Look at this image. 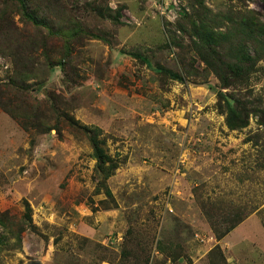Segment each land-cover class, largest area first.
Listing matches in <instances>:
<instances>
[{
  "label": "rangeland",
  "instance_id": "rangeland-1",
  "mask_svg": "<svg viewBox=\"0 0 264 264\" xmlns=\"http://www.w3.org/2000/svg\"><path fill=\"white\" fill-rule=\"evenodd\" d=\"M28 4L0 0V264H264V0Z\"/></svg>",
  "mask_w": 264,
  "mask_h": 264
},
{
  "label": "trees",
  "instance_id": "trees-1",
  "mask_svg": "<svg viewBox=\"0 0 264 264\" xmlns=\"http://www.w3.org/2000/svg\"><path fill=\"white\" fill-rule=\"evenodd\" d=\"M17 3H18V6L20 7L21 13L23 14L24 17H26L27 19H30L33 22H37L36 18L33 16L34 14L32 13V11L30 9V6L28 4V0H17ZM193 28H194L193 29L194 36H195V38H197V40H199V43L211 45V44H213V42H215L214 41V37H216L215 33L213 31H210L202 23L195 25ZM248 38L255 39L262 46H264V23L259 24L256 31H254L253 33H249ZM212 54L216 55V51L213 50ZM232 54H233L232 57L234 58V60L241 61L243 55L241 54V52L238 51V49L235 50ZM207 58H209V57L207 56ZM207 58H204V59L207 60ZM209 64H210V62H209ZM216 74L219 76V79L224 84L227 85L228 81L226 80L224 75L218 71ZM92 148H93L92 149L93 150L92 155L99 162V165L101 167V172H103V179H107L109 177L112 169L114 168L115 164L111 162V160L107 157V155L104 154L103 150L96 143L92 146ZM107 161H109L110 163L107 165V167H104L105 163ZM214 231H215V233H217L216 229H214Z\"/></svg>",
  "mask_w": 264,
  "mask_h": 264
}]
</instances>
